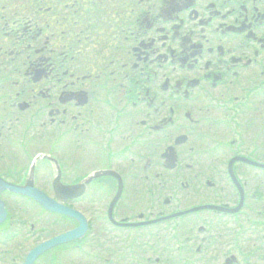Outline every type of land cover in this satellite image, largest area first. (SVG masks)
I'll return each mask as SVG.
<instances>
[{
    "label": "flooded vegetation",
    "instance_id": "obj_1",
    "mask_svg": "<svg viewBox=\"0 0 264 264\" xmlns=\"http://www.w3.org/2000/svg\"><path fill=\"white\" fill-rule=\"evenodd\" d=\"M0 24V176L23 184L37 147L80 181L119 172V222L175 216L113 224L119 181L100 176L77 201L85 243L40 264H264V0H0ZM2 198L0 264H19L5 233L72 228L27 234L34 204Z\"/></svg>",
    "mask_w": 264,
    "mask_h": 264
},
{
    "label": "water",
    "instance_id": "obj_2",
    "mask_svg": "<svg viewBox=\"0 0 264 264\" xmlns=\"http://www.w3.org/2000/svg\"><path fill=\"white\" fill-rule=\"evenodd\" d=\"M59 178L56 180L55 182V187L56 189H58L59 194L61 195V191L63 189V187L61 186V184L59 183ZM2 189H10L12 191L15 192H21L23 194H27L30 196H33L38 202H40L41 204L44 205V207H46L47 209L50 210H54V211H58V212H62L65 213L69 216L75 217L77 219H81V215L78 214L76 211H73L72 209L69 208H65L63 206H61L60 204L56 203L54 200L48 198L45 194H43L41 191L34 189L33 187H16L10 184H7L6 182H4L3 180H0V190ZM65 189V188H64ZM63 189V190H64ZM69 192L67 190L66 193L67 195L69 194V197L75 196L77 194H80L82 191H78V192H74L72 189H68ZM61 197V196H60ZM85 225L83 226V228L78 229L76 231L70 232L64 236L58 237L52 241H48L40 246H38L36 249H34L28 256L26 263L25 264H34V261L36 259V257L41 254L42 252H44L45 250H47L48 248L56 245V244H60L62 242L65 241H69V240H73L74 238H77L80 236V234L84 233L85 231Z\"/></svg>",
    "mask_w": 264,
    "mask_h": 264
},
{
    "label": "rangeland",
    "instance_id": "obj_3",
    "mask_svg": "<svg viewBox=\"0 0 264 264\" xmlns=\"http://www.w3.org/2000/svg\"><path fill=\"white\" fill-rule=\"evenodd\" d=\"M6 1H7V0H6ZM21 9H22V11H19V13H20V12H24L25 7H22ZM22 14H23V13H22ZM18 15H20V14H18ZM0 25H1V24H0ZM4 41H9V42H11L10 39L4 40V39L1 38V36H0V43H1V42H4ZM12 42H13V43H16V40H13ZM27 169H29V165L26 166L25 173H26ZM71 180H72V179H71ZM41 183L45 184V183H47V182H41ZM43 184H41V186H43ZM32 241H33V239H26L24 243H21V248H20V249H22V252H25L26 250H28V247L31 246Z\"/></svg>",
    "mask_w": 264,
    "mask_h": 264
}]
</instances>
